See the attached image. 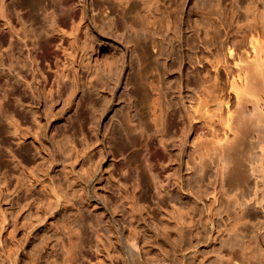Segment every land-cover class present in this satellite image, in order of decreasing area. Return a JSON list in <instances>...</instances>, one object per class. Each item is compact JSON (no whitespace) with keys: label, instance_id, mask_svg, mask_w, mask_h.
<instances>
[{"label":"rangeland","instance_id":"rangeland-1","mask_svg":"<svg viewBox=\"0 0 264 264\" xmlns=\"http://www.w3.org/2000/svg\"><path fill=\"white\" fill-rule=\"evenodd\" d=\"M93 1L0 0V264H264V157L251 140L264 128L245 122L239 166L222 178V123L187 111L185 81L200 74L186 73L185 47L156 38L172 53L156 61L148 38L130 34L143 52L107 30ZM259 2L182 0L181 34L212 30L198 9H219L224 30L210 48L231 66L228 45L247 49L256 23L247 9ZM229 79L221 70L226 93ZM149 82L162 93L164 136L144 131L153 126ZM222 105L212 112L240 109L233 97Z\"/></svg>","mask_w":264,"mask_h":264},{"label":"bare ground","instance_id":"bare-ground-1","mask_svg":"<svg viewBox=\"0 0 264 264\" xmlns=\"http://www.w3.org/2000/svg\"><path fill=\"white\" fill-rule=\"evenodd\" d=\"M259 1L258 4H251L252 6L247 9L251 11V15H253L256 22L254 26L246 30L243 36V38L248 39L247 49L240 51L233 41L231 45H228V55L232 59L231 66L218 50L211 51L212 49L210 48L217 42V33L224 30L219 9L211 11L205 6H199L198 17L201 20L209 21L212 30L201 25L194 31L195 37H189L186 34L182 35L180 31L182 0L93 1L94 10L99 11L103 18L107 20L106 22L104 21L108 28L107 30L114 31L115 35L118 34L121 38L123 37L127 45H135L139 42L136 39L135 43L130 34L148 38L153 46L152 48L156 50L154 55L156 61L163 60L160 58L172 54L171 52L169 54H167L168 52L165 53L160 43L156 42V38L162 42L166 38L177 37L181 46L185 47L183 52L181 51L180 57L185 61L186 73L199 72L200 74L198 82L194 85L190 84L188 80L185 81V86L191 88L194 92L193 97L188 101L187 111H189L194 121H197V118H203L205 122L213 124L216 123L217 118L218 122L222 123L221 127L223 128L220 129L223 131V137L216 142L215 148L216 157L219 159L218 170H220L222 178L231 163L239 166L236 156L237 149L242 145L247 134L245 122L255 128H264V0ZM129 3L133 5L132 8ZM0 12L2 16L7 14L5 3L0 4ZM128 14L133 15L134 22L142 24L139 29L127 22ZM115 21L121 24L122 31H118L116 26L118 24ZM228 40L231 42L230 39ZM141 41L136 46H142L144 40L142 43ZM140 48L144 52V45ZM134 52L135 49L130 47V57L135 55ZM49 56L48 49H44V52H41L39 57L46 59ZM209 69L214 73L211 90H208L205 85L207 82L205 74H208ZM221 70L230 76L227 93L226 91L224 92L218 81ZM112 71L116 75H120L117 65ZM149 83L155 92V97L151 100L153 126L145 128L144 131L150 133L152 130L155 135L164 136L166 134L167 118L162 93L159 87L153 85L152 82ZM122 84L126 87L128 85L127 80L122 82ZM206 96H209L207 100L209 99V101L215 103L213 109L220 110L221 106H223L222 102L228 107L231 97L235 99L236 106L240 107V109L235 111L229 107L224 115L220 114V111L219 113L215 110L212 112V106L208 105L209 101L206 100ZM199 130L196 128L195 131L198 132ZM251 140L256 145H260V150L257 154L264 157V146L262 145L264 137L261 140H257L256 136L252 135ZM231 149L234 150L231 151ZM257 167L264 173V164L261 159ZM136 247L135 249L132 245L127 247L129 258L131 257L134 260L137 259L138 254Z\"/></svg>","mask_w":264,"mask_h":264}]
</instances>
